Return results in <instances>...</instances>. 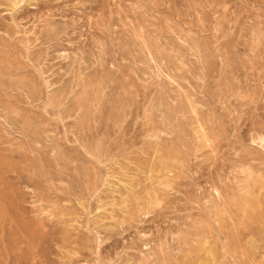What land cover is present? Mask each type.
<instances>
[{
	"label": "rangeland",
	"instance_id": "374dc122",
	"mask_svg": "<svg viewBox=\"0 0 264 264\" xmlns=\"http://www.w3.org/2000/svg\"><path fill=\"white\" fill-rule=\"evenodd\" d=\"M0 264H264V0H0Z\"/></svg>",
	"mask_w": 264,
	"mask_h": 264
}]
</instances>
